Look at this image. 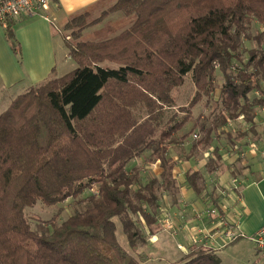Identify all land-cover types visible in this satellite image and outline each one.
Wrapping results in <instances>:
<instances>
[{"label": "trees", "instance_id": "1", "mask_svg": "<svg viewBox=\"0 0 264 264\" xmlns=\"http://www.w3.org/2000/svg\"><path fill=\"white\" fill-rule=\"evenodd\" d=\"M112 10L133 15V23L110 38L70 44L77 67L32 86L0 114V264H141L119 242L115 218L131 247L144 240L135 215L150 226L160 206L158 188H177L170 146L189 139L195 129L203 134L192 139L187 157L209 148L220 133L234 144L248 131L240 127L234 133L229 120L240 126L243 115L253 124L256 108L264 106V52L258 60L255 52L247 61L242 58L244 38L250 39L256 24L254 39L264 45V0H118L102 16ZM97 21H89L85 12L66 28L78 36ZM13 24L5 30L17 52ZM218 70L223 82L215 101ZM188 74L196 87L188 113L165 120ZM252 92L259 97L251 99ZM205 96L219 111L196 117L180 137L194 117L192 107ZM215 151L206 165L209 172L222 162ZM141 155L160 160L161 180L143 183L139 167L128 169ZM200 177L199 171L187 173L188 184L199 193ZM87 189L96 193L85 199L90 204L85 210L52 231L32 228L27 207L69 198L83 202ZM219 263L212 249L200 247L180 264Z\"/></svg>", "mask_w": 264, "mask_h": 264}, {"label": "crops", "instance_id": "2", "mask_svg": "<svg viewBox=\"0 0 264 264\" xmlns=\"http://www.w3.org/2000/svg\"><path fill=\"white\" fill-rule=\"evenodd\" d=\"M112 1L115 0H54L47 12L49 19L41 16H32L15 20L13 31L16 38L17 52L14 51L11 42L7 39L5 27L0 23V98L5 99L9 97L7 100L9 102H6L9 104H5L3 108H1L3 110L0 114L10 106L18 95L24 93L32 86L43 83L51 77H60L77 67L67 70L69 67H72V61L75 64L76 62L71 58L69 53V47L72 43L67 40L71 38V35H64L66 24L81 13L86 12L88 15L91 14L93 16V14H97L98 11H100L101 6ZM134 18L133 15H126L123 13L111 14L110 17L104 21L84 28L78 36V41H98L106 39L103 37L115 36L128 28L133 23ZM90 30L91 35L97 40H80L82 33ZM110 66L113 65L110 64ZM117 66L118 65L115 64L113 67ZM252 94V97L249 95L251 99L259 97L256 92ZM229 121L228 126L232 127L233 125H237L232 120ZM238 124L240 126L241 124H248L243 115L239 116ZM248 125L249 127H244L242 131H248V135L245 138H254L253 143L255 146L252 152L255 154L249 157V161H245L242 165L245 166L244 169H242L243 173L239 175L231 171L232 169L230 166L224 165V159L222 157V162L218 170L221 171L223 175L227 170H230V173H232V175L234 174L233 176L239 181V185L237 188L234 187L231 189V192H229L230 199L223 200V204L217 203L214 200V202L221 207L224 218H226L242 235L230 241L223 239L219 233L213 232L210 236L202 235V241L200 243H192L191 234L195 229L197 227H202L201 225L208 226V219L206 223H203L204 220L201 219V216H206V211L204 210L198 216L195 215L194 217L192 215L193 217L190 218L191 220L189 219V224L185 223L181 227L177 226L174 232L171 230L173 233L169 235L165 228V224H163L160 219V211L165 208H162L160 204L161 195L159 194L160 206L157 209L155 221L150 226L145 223V220L143 221L145 234L147 235L145 243H147L148 249L146 250L147 254L145 258L138 255L141 264H149L159 258L161 259L163 251H156L153 247V245L159 243L160 240H164L167 244H170L166 254H171L174 259L177 258L175 257L177 254L172 252V246L175 245L181 254H179L178 259H181L182 262L191 252L200 247H206L212 249L220 257L219 264H264V250L258 249L250 238L264 225V106H258L256 108L254 123ZM223 129L227 131L228 127L226 126ZM250 141L251 140H248V142ZM257 145L258 147L262 146V154L261 152H257ZM173 147H175L174 144L170 146V149ZM211 147H213V144L209 148ZM209 148L201 151H206ZM195 155L186 157V159L191 160L195 158ZM213 156L214 155L211 157ZM169 157L175 161L174 177L176 178L177 188L175 192H170L173 200L171 203H168V205L183 200L184 202L188 201V204H184H191V207L194 209L196 207L201 209L202 204L199 202V198L202 196L188 184L187 173L199 171L201 173L200 178H202L203 175L205 176L202 172L206 168L205 166L210 157L206 161L203 169H197L190 164L188 165L189 168L183 171V173H179L177 170V166L181 160L180 156L170 154ZM137 158L138 157L133 159L128 166L130 164L133 165ZM187 162L189 163L191 161H186L184 163ZM195 162L196 161H193L194 165ZM145 164L148 165L147 167L153 170V172L144 178L141 176L142 180H146L144 182H147L153 177L161 180L163 167L161 166L160 160L153 162L145 160ZM223 165L225 166L224 168ZM134 166L137 165H133L132 167ZM214 172H211V174ZM179 180L186 181V184L190 188H188L187 185L183 186V183L180 185L181 181ZM183 188H187V191ZM164 192L167 191L164 190ZM183 192H186L185 195ZM186 194L189 195V197ZM209 206V201H207L205 207L208 208ZM214 226L215 225L211 228L213 229ZM178 229L181 230L182 233L178 232Z\"/></svg>", "mask_w": 264, "mask_h": 264}, {"label": "rangeland", "instance_id": "3", "mask_svg": "<svg viewBox=\"0 0 264 264\" xmlns=\"http://www.w3.org/2000/svg\"><path fill=\"white\" fill-rule=\"evenodd\" d=\"M117 1L118 0H115L101 6L100 11H98V13L96 12L97 14L92 13L93 16L91 14L89 15V21L100 19V21H97V23H99L110 17L111 14L113 15L116 13L125 14L120 10H116V11L112 10L107 16L105 17L102 16L105 11L108 10L110 11V9H112V7L116 4ZM258 26H259L258 24L254 25L252 29L253 31L250 34V39L244 38V43L242 46V58L244 61H247L250 58L251 53L253 52L258 53L259 55V56L257 55L258 56L257 60H258L261 56L260 53L262 51L264 52V45L261 47V45L257 43V40L254 39V36L258 33L259 30ZM64 35H71V38L68 39L67 41H69L72 44L76 43L79 40L78 39L79 34L78 36L77 35L74 36L72 34V30H69V28L67 29L66 26H65ZM110 37L112 36L103 37V38H110ZM89 39L97 40L94 39V37L91 35V30L88 32H83L82 35L80 36V40H89ZM72 64H73L72 67H69L67 70H71L77 66L73 61ZM110 64L115 66L114 63H109V65ZM260 77L263 78L262 71L260 73ZM215 82H216V88L212 96H213V100L216 101V99L219 97L221 83L223 82L222 74L219 70L217 71V77ZM195 92H196V87L192 80V76L191 74H188L186 75L185 83L176 90V96H177L176 105L167 110L165 115V120H167L174 113H178L179 119L184 117V115L188 113L187 108L189 107L188 105L191 102L192 98L194 97ZM252 93L249 94L251 97L253 95ZM8 99L9 97H6L5 99L0 98V112L3 110L1 108H3L5 104L7 105L9 104L6 103L9 102L7 101ZM218 111L219 109L217 108L216 103L214 101L212 102L208 101V98L205 96L202 101H200L194 107H192V112L194 113L193 114L194 117L187 122L185 127L178 133V135L181 137L183 133L188 132L194 126L196 117L200 115L204 117H212L213 114ZM240 127L242 128V130H244V127H249V125L248 124H244V125L241 124V126L233 125L231 128H233L234 133H236L235 131L236 128L239 129ZM195 133H197V136H195ZM202 134H203L202 132L195 129L193 135L189 139L183 142L179 141L177 143H174L175 147L169 149V155L175 154L177 156H180L181 160L179 159L180 163L177 166V170L179 173H183V171L187 170L189 168L188 165L190 164L197 169H203L208 158L214 155L216 152L215 149L218 148L219 153H221L224 159V165L230 166V168L232 169L231 171L237 173L236 175H239L240 173H243L242 169H244L245 166L242 165L245 163V161H249L250 160L249 157H251L252 154H255L252 152V149L254 148L252 146V144H254L253 143L254 138L253 139L243 138L242 140L234 139L233 141L234 144H232L225 133H220L218 136L215 137V140L212 143L213 147L209 148L206 151H199L195 155V158H192L191 160H187L186 157L190 151L192 145V139L193 140L199 139L202 136ZM248 140L251 141L248 142ZM262 149H263L262 146L258 147L257 152L260 153L261 151H263ZM145 160H147V157L141 155L137 158V160L133 164V165H137V167L140 168V174L143 178L153 172V170L147 167L148 165L145 164ZM186 161H191V162L184 163ZM193 161H196L195 165L193 164ZM133 165L130 164L128 166V169L131 170ZM224 165L223 168L225 167ZM231 171L227 170L225 172V174L227 175L225 174L223 175L219 170L215 171L213 174H211V172H209L207 168L203 170L202 173L205 174V176L203 175L198 182L199 186L201 187L200 196L202 197L200 198L196 197L199 198V202L202 204L201 209H198V207L194 209L193 207H191V204L186 205L188 204L187 203L188 201L184 202L183 200L168 205V203H171L173 200L171 193L168 191L164 192L163 188L162 189L160 187L158 188V193L161 195L160 204L162 208H165L164 210L160 211V215H161L160 219L163 222V224H165V228L167 229L169 235L174 232V229L177 226L181 227L185 223L189 224V219L193 216L195 217V215L196 216L200 215L203 210L206 211L205 212L206 216L205 217L201 216V219L204 220L203 223H206L207 219L209 222H208V226L201 225L202 227H206L210 229L214 225L213 222L216 223L220 217H224L221 207L217 203L223 204L225 200H229L230 199L229 192H231V189H233L234 187L237 188V186L239 185V181H237L236 177L233 176L234 174L232 175V173H230ZM142 181L144 183V181L146 180H142ZM182 183L183 186L187 185L186 184L187 182L184 180L180 182V185ZM188 188L190 187L188 186ZM183 189H186L185 191H187V188H183ZM92 193L93 194L96 193V189L85 190V192L81 196L84 199L83 202H80L79 200L80 198L77 199L69 198L64 202L55 205H46L42 201H39L35 206L27 207L25 209L26 217L28 218V221L33 229L41 231V228L45 227L47 230L52 231L55 225L61 224L70 215L76 213L77 211L85 210L90 205L87 200L85 201V199H87V197ZM183 193L185 195L186 192ZM187 196L189 197V195ZM214 200L217 203H215ZM207 201H209V205H210L208 208L205 207ZM135 219L136 220L139 219V222L137 221V226L140 227L143 233L145 234L143 215H140L139 217L138 216L136 217L135 215ZM115 221L117 222L116 233L119 242L133 254L141 255L142 258H145L147 254L146 250L148 249V245L147 243H145L147 235L145 234L144 240L138 239L135 247H131L127 235L124 233L123 225L120 218L119 217L115 218ZM214 230H216V228H214ZM178 232L182 233L181 230H179ZM169 246L170 244H167L166 241L164 240H160L159 243L154 244L153 245L154 249H156V251L162 250L163 253L161 255L162 256L161 259L159 258L158 260H155L149 264H180L182 262L181 259H178L180 251L176 248L175 245L172 246L173 247L172 252L177 254V256H175L177 258L174 259V257H172L171 254H166Z\"/></svg>", "mask_w": 264, "mask_h": 264}, {"label": "built area", "instance_id": "4", "mask_svg": "<svg viewBox=\"0 0 264 264\" xmlns=\"http://www.w3.org/2000/svg\"><path fill=\"white\" fill-rule=\"evenodd\" d=\"M54 0H0V23L7 28L10 22L23 17L41 16L49 19L48 11ZM254 147L255 145L252 144ZM214 228L197 227L192 234V242L200 243L201 236H210L213 232L219 233L223 239L233 240L240 235V232L226 218L220 217ZM258 249L264 250V225L258 229L251 237Z\"/></svg>", "mask_w": 264, "mask_h": 264}]
</instances>
